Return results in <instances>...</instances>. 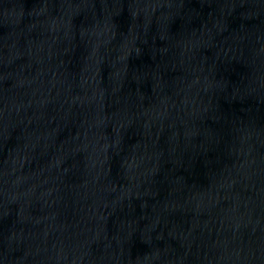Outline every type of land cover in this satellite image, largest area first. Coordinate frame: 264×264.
<instances>
[{"label": "water", "instance_id": "water-1", "mask_svg": "<svg viewBox=\"0 0 264 264\" xmlns=\"http://www.w3.org/2000/svg\"><path fill=\"white\" fill-rule=\"evenodd\" d=\"M0 264H264V0H0Z\"/></svg>", "mask_w": 264, "mask_h": 264}]
</instances>
